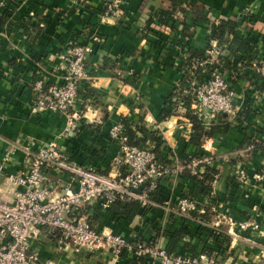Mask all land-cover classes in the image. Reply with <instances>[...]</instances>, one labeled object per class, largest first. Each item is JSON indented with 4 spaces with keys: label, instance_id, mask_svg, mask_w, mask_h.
Masks as SVG:
<instances>
[{
    "label": "crops",
    "instance_id": "obj_1",
    "mask_svg": "<svg viewBox=\"0 0 264 264\" xmlns=\"http://www.w3.org/2000/svg\"><path fill=\"white\" fill-rule=\"evenodd\" d=\"M176 1L180 5L170 23L159 26L163 11ZM193 5L202 7L205 19L195 23ZM11 8L5 13L7 17L0 19L1 159L7 142L25 148L28 140L40 144L57 138L74 161L107 175L120 150L109 138L111 128L123 123V118L137 122L140 115L144 116L143 125L165 141L159 149L165 166L202 156V146L190 144L193 131L188 109L177 107L168 118L163 117V110H169V99L179 89H190L192 82L186 81L185 75L195 80L192 69L184 63L188 51H199L207 58L209 47L220 49L215 69H222L235 93L236 114L217 118L215 125L227 123L230 129L208 144L217 154L210 167L218 172L212 192L203 195V186L183 175L164 179L156 198L175 208L178 198L190 194L199 201L201 212L212 215L209 223L220 221L224 230L227 219L256 220L260 231L244 232L236 241L226 236L228 243L222 253L230 264H264V182L255 179L264 171V81L254 69L257 61L264 60V0H123L125 16L112 23L103 18V0H21ZM221 21L235 23L237 31L229 42L218 46L209 37L212 25ZM234 37L252 47L253 54L245 48L232 54L229 49ZM71 42L92 48L86 85L94 89L95 97L84 99L81 94L69 117L33 112L29 107L35 83H63L60 57ZM148 119L153 120L152 125ZM70 120L77 125L74 131L70 130ZM224 155L230 156L228 161L221 158ZM25 163L23 150H18L6 174L24 171ZM242 169L250 177L246 184L234 179V173ZM48 181L60 190L70 179L50 172ZM9 192L5 189L2 196L12 202ZM85 213L101 230L165 249L170 233L183 224L180 217L166 211L155 212L154 220L138 215L131 221L114 209L101 211L97 204L87 207ZM195 233L179 240L178 255L203 254L204 247ZM30 252L36 256L35 264L130 263V257L123 256L118 262L109 250L78 253L56 243L43 230L30 240ZM145 263L163 264L159 260Z\"/></svg>",
    "mask_w": 264,
    "mask_h": 264
},
{
    "label": "built area",
    "instance_id": "obj_2",
    "mask_svg": "<svg viewBox=\"0 0 264 264\" xmlns=\"http://www.w3.org/2000/svg\"><path fill=\"white\" fill-rule=\"evenodd\" d=\"M107 1L103 0L105 21L112 23L125 16L123 0ZM20 2L0 0V19L4 18L6 11L12 10V3L16 5ZM91 53L92 48L89 46H79L72 42L65 46L60 57L63 83L48 85L45 80L35 83L29 109L35 113L68 116L80 100L86 85L87 63ZM220 54V49L213 47L200 65L205 67L214 63ZM254 69L264 81V60L257 61ZM190 90L195 101L188 114L191 112L205 126L213 125L221 115L236 114L235 93L230 89L222 69H214L203 82L193 81L190 89L185 90L184 98L189 97ZM184 98L175 99L171 106L173 111L177 107H185ZM147 122L153 124L152 119ZM69 125L71 131L77 129L71 120ZM109 134L111 141L116 142L120 150L112 159V171L107 175L72 160L61 146V139L54 138L40 144L28 140L25 148L6 143L3 158H0V264H35L36 256L30 252V240L41 230L46 231L56 243L71 247L78 253L109 250L118 262L126 255L148 262L159 260L163 264H230L226 259H211L205 254L193 257L169 253L165 248L101 230L89 221L85 213L86 208L94 204L101 211H109L116 202L138 203L150 213L166 211L184 221H193L223 233L234 241L240 239L244 232L260 231V224L256 220L238 222L227 219V229L224 230L220 221L209 223L195 219L194 213L203 215L205 212L199 210V201L190 194L177 199L176 209L153 200L159 194L164 179L181 177L186 172L191 177L201 178L206 169L213 166L217 154L208 148L211 139L204 141L202 156L167 167L158 162L154 146L149 149L132 146L123 123L115 124ZM18 150L24 152L25 169L18 174L7 175L6 169ZM221 158L228 161L230 156L224 155ZM50 172L65 174L69 176L70 182L58 190L48 183ZM249 178L243 169L234 173V179L240 184L248 183ZM255 179L264 182V171L256 175ZM5 189L13 194L12 202L3 198Z\"/></svg>",
    "mask_w": 264,
    "mask_h": 264
},
{
    "label": "trees",
    "instance_id": "obj_3",
    "mask_svg": "<svg viewBox=\"0 0 264 264\" xmlns=\"http://www.w3.org/2000/svg\"><path fill=\"white\" fill-rule=\"evenodd\" d=\"M109 3V0L107 1ZM180 4L176 2H172L171 9H167L163 11L161 14V17L158 21L159 26H166L170 23V20L173 18L176 8ZM195 14V23L199 19H205L202 14L201 6L193 5L190 7ZM105 11V9H104ZM7 12V11H6ZM7 15V14H6ZM4 16L6 18L7 16ZM3 19V18H1ZM237 31V25L231 21H221L218 24L212 25L211 29V35L209 37V41L217 42L218 46H222L225 43L229 42L231 35H236ZM144 33H142V36ZM241 48L247 49L249 52L253 54L254 49L246 44L241 39L235 38L230 42V51L232 54H236L238 50ZM209 50L211 48L209 47ZM189 58H186L184 63L185 66H188L190 69H192L194 73L195 80H192L191 77L185 75L184 79L186 81H197V82H203L205 78L212 73V71L217 67L216 63L207 64L205 67H202L200 63H202L205 60V57L202 53L196 50H189L188 51ZM95 91L92 87L85 85L83 92V98H94L95 97ZM185 90L179 89L175 94H173L169 99V104L172 106L174 104L175 99L184 98ZM186 99V105L185 107L190 110L192 104L195 101V97L193 95V92L189 91V97L184 98ZM172 112V107L163 110V117L168 118ZM248 114V112H246ZM188 118L190 120V123L192 124V137L190 140V144L195 147H201L206 139H211L214 136L218 134H227L230 125L227 123L224 124H218L211 125L210 127L205 126L203 122H201L198 118H196L193 114L188 115ZM143 119L144 116L140 115L138 117V121L136 122L133 120V118H123L122 122L126 127V135L129 137V142L132 146H137L142 149H149L151 145L154 146V150L157 155V160L159 163H163L162 160V153H160V148L164 145L165 141L162 137L158 136L157 132L149 130L147 127L143 125ZM70 152V151H69ZM68 152V153H69ZM71 153V152H70ZM72 154V153H71ZM72 160H75L74 156H70ZM186 176H190L188 172L185 173ZM184 175V176H185ZM218 177V172L207 168L204 174L201 176V178L192 177L193 180L198 181L203 186V195H209L212 192V185L216 181ZM160 192V191H159ZM158 195V194H157ZM156 195V196H157ZM156 196L153 197V200L156 201L158 204H161V201L156 198ZM158 200V201H157ZM164 204V202H162ZM111 209H114L118 214H121L125 216L129 221L133 220L138 215H144L145 217H148L147 220H154L153 215L155 212L150 213L147 210H144L141 208V206L138 203H122V202H116ZM160 212V211H159ZM152 217V218H151ZM193 217L195 219L203 220L210 222L212 215L208 212H205L203 215L194 213ZM183 221L182 228L178 231H174V233H170V244L167 246V251L169 253H175L176 246L181 238L185 236V234H191L193 231H195V238L200 239V242H202V245L204 247L203 254L208 256L211 259H224V255L222 253L224 247L228 243V238L223 233H217L216 231L206 228L204 226H201L193 221ZM137 242H143V241H137ZM193 252H195V247L192 249ZM126 255H123L125 257ZM192 256H198L195 253L192 254ZM130 260L129 264H146V260L144 259H135V258H128Z\"/></svg>",
    "mask_w": 264,
    "mask_h": 264
}]
</instances>
